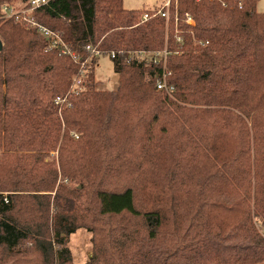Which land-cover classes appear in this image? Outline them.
<instances>
[{
  "label": "trees",
  "instance_id": "1",
  "mask_svg": "<svg viewBox=\"0 0 264 264\" xmlns=\"http://www.w3.org/2000/svg\"><path fill=\"white\" fill-rule=\"evenodd\" d=\"M257 2L170 0L168 18L141 22L152 9L53 0L32 17L67 52L0 19V264H72L79 229L91 234L86 264H264ZM87 46L115 53L116 89L95 87ZM137 50L167 53L171 96L156 88L163 56L128 60ZM90 55L84 86L67 95ZM63 96L71 106L58 113Z\"/></svg>",
  "mask_w": 264,
  "mask_h": 264
},
{
  "label": "built area",
  "instance_id": "2",
  "mask_svg": "<svg viewBox=\"0 0 264 264\" xmlns=\"http://www.w3.org/2000/svg\"><path fill=\"white\" fill-rule=\"evenodd\" d=\"M53 0H18L17 4H10V3H3L0 5V19H7L12 18L16 22L24 25L28 29H35L39 34L44 36L49 43V47H66L63 41L61 40L60 36L47 28L46 26L40 24L32 17V12L36 9H39L41 7H44L48 3H50ZM196 4H199L202 0H194ZM224 4V3H223ZM170 5V0H165L162 4L161 8L154 9L150 11H145L141 15V22H144L148 20L149 18L161 15L163 17L168 18V7ZM239 7L242 8V2H239ZM176 8V5H175ZM185 21L189 25H194V20L188 13H185ZM175 22H177V13L175 11ZM177 41H181V38L178 37ZM67 49V48H66ZM87 49L92 52L94 56H101L103 52L100 50L93 48L91 46H87ZM166 55L167 53L164 52H153V51H146V50H137L134 52H130L128 54V60L133 59L134 57L137 60L143 61V62H153L154 64L159 65L161 63L160 56H163V70L160 76L156 78V88L163 93L167 94L168 96H171V93L173 91V87L167 85L166 83V76L169 72L166 71ZM109 58L114 59L115 53L110 52L108 53ZM87 62V61H85ZM81 83V79L79 77L75 78L72 85L70 86V90L67 93L70 94L71 92H77L79 91V86ZM78 88V89H77ZM56 105H61L65 102L66 96L63 97H56L54 100ZM68 103V102H67Z\"/></svg>",
  "mask_w": 264,
  "mask_h": 264
},
{
  "label": "rangeland",
  "instance_id": "3",
  "mask_svg": "<svg viewBox=\"0 0 264 264\" xmlns=\"http://www.w3.org/2000/svg\"><path fill=\"white\" fill-rule=\"evenodd\" d=\"M164 1L165 0H123V5L127 9H138L139 8L142 10L143 9L154 10V9L161 8ZM8 3L17 4L18 0L13 1V2H8ZM256 9L259 12H264V0H258ZM109 17L111 19L114 18L113 15H110ZM60 46H58L57 49H60L64 52H67L66 47H64V46L60 47ZM50 48H54V47H50ZM104 52H103V54H101V56H94L93 55L95 58H97L95 66L93 68L94 69L95 87L98 89H103V90H114L117 88L118 76H117V73L113 69V63L111 61V58H109V56H108L109 52L108 51H107V53H104ZM91 54H92V52H91ZM91 58H92V55H90L89 57L87 56L85 58L87 61V65H86V62H82L79 66L80 70L78 72V75H79L78 77H79V79H81L79 90H81V87L84 86V81L86 80V77H87L86 72H88V70H90V68L92 67ZM74 79H73V81H74ZM56 106L58 108V113H60L62 108L70 107L71 104L65 102L61 105H56ZM72 135L74 138H77V134L75 132H72ZM1 151L2 150L0 149V155H1ZM50 157L52 159L54 158L55 166L57 167V151H51ZM65 183L69 187L77 186L75 181H72V182L65 181ZM253 223H254L255 229L257 231V234L262 239H264V224H263L262 220L258 217H254ZM67 245L69 246V248L71 250L72 264H86L92 255L91 234L84 229H79L76 233L72 234L67 239Z\"/></svg>",
  "mask_w": 264,
  "mask_h": 264
},
{
  "label": "water",
  "instance_id": "4",
  "mask_svg": "<svg viewBox=\"0 0 264 264\" xmlns=\"http://www.w3.org/2000/svg\"><path fill=\"white\" fill-rule=\"evenodd\" d=\"M0 48H1V44H0Z\"/></svg>",
  "mask_w": 264,
  "mask_h": 264
}]
</instances>
